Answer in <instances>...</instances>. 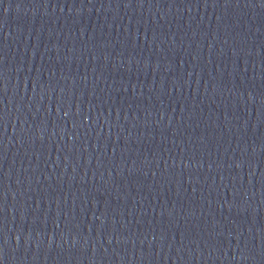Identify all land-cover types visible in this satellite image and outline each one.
Here are the masks:
<instances>
[{
  "label": "water",
  "instance_id": "1",
  "mask_svg": "<svg viewBox=\"0 0 264 264\" xmlns=\"http://www.w3.org/2000/svg\"><path fill=\"white\" fill-rule=\"evenodd\" d=\"M0 264H264V0H0Z\"/></svg>",
  "mask_w": 264,
  "mask_h": 264
}]
</instances>
